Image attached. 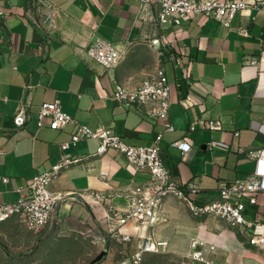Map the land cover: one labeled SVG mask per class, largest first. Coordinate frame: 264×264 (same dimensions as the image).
Segmentation results:
<instances>
[{
    "label": "crops",
    "instance_id": "crops-1",
    "mask_svg": "<svg viewBox=\"0 0 264 264\" xmlns=\"http://www.w3.org/2000/svg\"><path fill=\"white\" fill-rule=\"evenodd\" d=\"M48 1L52 18L44 21V9L35 0H0L5 12L0 14V203L14 201L18 189L64 153L81 155V164L62 170L51 184L53 192L66 195L59 225L75 231L87 224L106 225L108 214L117 231L137 236L135 224L118 225L110 208L126 210L124 194L144 183L149 173H132L124 155L115 150L93 156L97 139H82L62 150L74 124L39 128L37 112L43 101L59 100L79 123L91 128L103 124L130 144L153 145L162 133L160 155L174 180L197 187L189 193L193 200H211L223 183L253 172L255 160L249 153L264 145L263 9L239 11L230 26L203 14L178 25H161L156 0ZM240 27L249 34L243 36ZM97 37L124 50L118 67L105 68L84 56ZM171 55L179 56L184 67L176 66ZM252 58L256 64L248 62ZM158 67L171 84L166 118L144 117L112 99L118 83L136 86ZM21 102L28 103V119L16 127L13 117ZM210 121H217V127L211 129ZM167 122L173 131L165 129ZM177 140L188 142L190 149L183 152L172 145ZM97 191L104 193V201H95L92 193ZM89 200L96 204L90 207ZM173 202V196L166 197L165 210ZM259 203L257 208H263L264 194H259ZM249 215L257 217L255 212ZM17 222L13 218L0 223V230L12 229ZM197 222V240L214 246L207 253L213 264H264V249L251 244L243 230L215 216L198 217ZM47 227L33 233L45 236ZM103 251L98 250L90 264Z\"/></svg>",
    "mask_w": 264,
    "mask_h": 264
},
{
    "label": "built area",
    "instance_id": "built-area-1",
    "mask_svg": "<svg viewBox=\"0 0 264 264\" xmlns=\"http://www.w3.org/2000/svg\"><path fill=\"white\" fill-rule=\"evenodd\" d=\"M38 7L44 9L43 20L52 18V13L47 10L51 7L48 0H35ZM148 3L150 0H142ZM160 4L158 20L161 25L180 24L184 19L193 15L203 14L213 18L226 26H230L239 11L246 8H258L264 10V0H156ZM0 14L5 12L0 6ZM42 24V23H40ZM238 31L247 36L248 30L240 27ZM84 56L94 60L105 68L118 67L123 59L124 50L114 42L97 37L85 50ZM171 60L176 66L184 67L182 60L177 55H171ZM251 64L257 63V58L248 60ZM112 99L121 106L134 108L144 117H156L164 119L168 116L171 107V84L162 67H158L153 74L145 77L136 86L130 87L118 83L112 93ZM27 102H21L18 111L13 117L14 125L22 127L27 119ZM48 119V123H46ZM74 124L71 138L61 143V148L67 151L82 139L93 138L99 142L93 156L102 155L109 150H115L124 155L126 167L132 172H147L149 178L142 184L128 188L124 194L127 209L122 212H113L118 225L127 223L135 224L137 237L141 230L158 224L161 219L163 201L173 195L182 200L188 206L195 217L215 216L223 219L230 227L243 230L251 244L264 249V205L258 209L259 194H264V145L256 151L249 153L255 160V168L252 173L238 178L231 183H223L218 195L208 201L193 200L189 197L190 192L197 191L195 185L183 186L174 180L169 168L165 165L160 155L159 142L162 133H158L153 145H135L124 141L120 135L110 127L103 124L95 128L79 123L72 115L65 112L59 100L43 101L37 112V125H45L52 129H62ZM217 121H210L211 129L217 127ZM194 123L191 124L193 129ZM165 129L173 131L174 125L170 122L165 124ZM172 145L180 148L183 152L190 149L191 145L184 140H177ZM84 157L81 155L63 154L60 161L35 175L24 189H18V197L12 202L0 203V223L16 218L26 229L39 231L49 226L57 218L59 207L66 195L53 192L51 184L62 170L71 165L81 164ZM8 177H3L7 181ZM24 190V191H22ZM97 202H102L105 195L102 192L92 193ZM250 212L257 213V217H251ZM124 241L132 240L129 233L116 232ZM145 243V244H144ZM140 246V250L133 256L137 263L143 251H151L156 248V243L148 239ZM158 244H161L160 242ZM197 244V243H195ZM198 244L202 248L194 250L192 258L205 264H213L207 257L208 251L214 246L203 242Z\"/></svg>",
    "mask_w": 264,
    "mask_h": 264
},
{
    "label": "rangeland",
    "instance_id": "rangeland-1",
    "mask_svg": "<svg viewBox=\"0 0 264 264\" xmlns=\"http://www.w3.org/2000/svg\"><path fill=\"white\" fill-rule=\"evenodd\" d=\"M173 197L170 210L162 206L158 224L146 228L142 238L136 236L130 241L118 237L108 214L105 217L108 225L87 224L77 231L68 224L59 225L63 222L57 216L47 227L45 236L17 222L12 229L0 230V264H90L100 249L104 250L103 254L95 258L93 264H205L192 258L200 241L196 237L198 217L185 202ZM88 203L90 207L96 204L90 200ZM148 239L156 243V248L143 251L135 263L133 256Z\"/></svg>",
    "mask_w": 264,
    "mask_h": 264
}]
</instances>
